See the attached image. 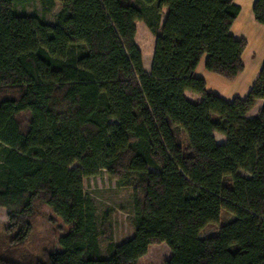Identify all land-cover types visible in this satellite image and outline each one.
I'll list each match as a JSON object with an SVG mask.
<instances>
[{
    "label": "trees",
    "instance_id": "trees-1",
    "mask_svg": "<svg viewBox=\"0 0 264 264\" xmlns=\"http://www.w3.org/2000/svg\"><path fill=\"white\" fill-rule=\"evenodd\" d=\"M18 1L0 0V264H138L161 244L163 264H264V64L231 102L195 76L203 57L226 80L243 73L233 0H43L60 5L52 24L18 13ZM252 13L264 26V0ZM136 22L155 37L149 74ZM101 172L130 188L133 209V236L105 253L83 191ZM38 205L68 229L58 251L34 257L21 251ZM222 213L232 220L201 239Z\"/></svg>",
    "mask_w": 264,
    "mask_h": 264
},
{
    "label": "rangeland",
    "instance_id": "rangeland-1",
    "mask_svg": "<svg viewBox=\"0 0 264 264\" xmlns=\"http://www.w3.org/2000/svg\"><path fill=\"white\" fill-rule=\"evenodd\" d=\"M59 9L60 5L58 3L49 6L43 0H29L28 2L21 0V2H16V11L18 13L36 15L48 24L54 22ZM136 26V46L144 57L145 66L147 67L148 65L149 67L151 66L154 38L143 24L140 23ZM254 46L256 44H253L252 48ZM203 63L201 61L196 71V76L205 79L208 93H213L225 100L233 99L235 96L244 98L248 94L245 92L240 80L233 82L234 80L229 81L212 73H209L210 77H205L204 72L206 70L202 67ZM256 71H246V83L253 81ZM189 95L195 97L192 94ZM25 120V116H21L19 119L20 122H25ZM83 191L93 202L96 224L99 233H101L99 234L98 243L103 253L107 251V245L110 242L114 245H120L133 236V209L130 188L118 186L105 172H101L95 177L83 180ZM231 220L232 217L230 215L222 213L219 225L205 228L201 232L200 238L215 235L221 225ZM8 226L7 213L0 208V257L3 258L6 257V251L9 248V243L6 240L9 236L7 233ZM67 229L68 227L57 216L52 214L50 209L43 205H38L32 222V230L21 252L34 257H39L43 252H56L59 250L57 240ZM170 257L171 252L165 244L152 245L146 255L139 259L138 264H163Z\"/></svg>",
    "mask_w": 264,
    "mask_h": 264
},
{
    "label": "crops",
    "instance_id": "crops-1",
    "mask_svg": "<svg viewBox=\"0 0 264 264\" xmlns=\"http://www.w3.org/2000/svg\"><path fill=\"white\" fill-rule=\"evenodd\" d=\"M255 2H256V0H233V3L240 8V13L237 16L236 20L234 21V23L230 29V35L233 38H235L237 40H244L246 42L245 50H244L243 54L241 55V62L243 64L244 71L233 82L240 80L241 85L244 86L245 92H247V93L250 91L252 86L256 83L258 76H259V73H260V70L264 64V26L258 24L255 21V18L253 16L252 9H253V5ZM166 12H167L166 9L163 10V18H162L161 24L163 23ZM137 24H140V22L135 23L136 29H137V26H136ZM141 24H143V23H141ZM147 31L149 32L148 29H147ZM153 38H154V42H155V37L153 36ZM135 41H136V37L134 39V42ZM135 44H136V42H135ZM253 44L254 45L256 44V46H254L252 48ZM153 50H154V47H153ZM248 53H249V55H248ZM141 55H142V53H141ZM152 55H153V52H152ZM151 61H152V58H151ZM201 61L204 62L202 64V67L204 68L205 57H203L200 60L198 66L196 68V71L198 70V67L200 66ZM142 66H143V71L146 74H149L151 66H149V67H148V65H147V67L145 66L143 55H142ZM146 70H148V71H146ZM256 70H258V71H256ZM196 71H195V76H196ZM246 71L247 72L256 71V74L254 75L253 81H251L250 83H246V77H247V75L245 74ZM204 73H205L204 74L205 77H210L209 72L205 71ZM197 78H200V77H197ZM200 79H203L205 82L204 78L201 77ZM205 88H206V82H205ZM189 94H191V93H185L184 96L190 102L193 101V103H196V102H199L201 100V98L199 96L197 98V95L192 94L195 96V97H193ZM211 94H213V93H211ZM220 98L223 99L222 97H220ZM236 98L244 99V98H239V97L235 96V97H233V99H226V100L223 99V100H225L226 102H231L232 100H234ZM262 106H263V101H261V100L256 101L254 106L252 107V109L245 115V118L246 119L256 118L258 116ZM213 138H214V141L217 145L225 144L226 139L223 135L218 134V133H214ZM239 173H240V175L245 176L244 173H242V172H239Z\"/></svg>",
    "mask_w": 264,
    "mask_h": 264
}]
</instances>
